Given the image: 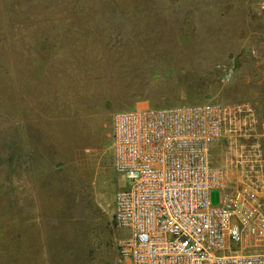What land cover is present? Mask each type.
<instances>
[{
  "label": "rangeland",
  "instance_id": "rangeland-1",
  "mask_svg": "<svg viewBox=\"0 0 264 264\" xmlns=\"http://www.w3.org/2000/svg\"><path fill=\"white\" fill-rule=\"evenodd\" d=\"M181 102L264 113V0H0V264H126L112 115Z\"/></svg>",
  "mask_w": 264,
  "mask_h": 264
},
{
  "label": "built area",
  "instance_id": "built-area-1",
  "mask_svg": "<svg viewBox=\"0 0 264 264\" xmlns=\"http://www.w3.org/2000/svg\"><path fill=\"white\" fill-rule=\"evenodd\" d=\"M111 126L127 264H264L263 112L247 102L135 106Z\"/></svg>",
  "mask_w": 264,
  "mask_h": 264
},
{
  "label": "crops",
  "instance_id": "crops-1",
  "mask_svg": "<svg viewBox=\"0 0 264 264\" xmlns=\"http://www.w3.org/2000/svg\"><path fill=\"white\" fill-rule=\"evenodd\" d=\"M111 163H112V158H111ZM122 229V228H121ZM123 230H125V229H123ZM122 234H124V232L122 233ZM50 246H53V245H50ZM58 246V245H57ZM51 248V252L53 251V247H50ZM55 248H56V250L58 251V249H59V247L57 248L56 246H55ZM46 249H48V247H46ZM48 252V251H47ZM51 264H59V258H58V256H56L55 258H53V260H52V263ZM127 264V263H126Z\"/></svg>",
  "mask_w": 264,
  "mask_h": 264
},
{
  "label": "trees",
  "instance_id": "trees-1",
  "mask_svg": "<svg viewBox=\"0 0 264 264\" xmlns=\"http://www.w3.org/2000/svg\"><path fill=\"white\" fill-rule=\"evenodd\" d=\"M182 103H191V102H181V103H177V104H182ZM200 103V102H198ZM177 104H174V105H177Z\"/></svg>",
  "mask_w": 264,
  "mask_h": 264
}]
</instances>
